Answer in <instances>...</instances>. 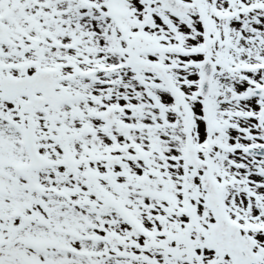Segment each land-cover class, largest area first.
I'll use <instances>...</instances> for the list:
<instances>
[{
    "label": "snow or ice",
    "instance_id": "6c2138e0",
    "mask_svg": "<svg viewBox=\"0 0 264 264\" xmlns=\"http://www.w3.org/2000/svg\"><path fill=\"white\" fill-rule=\"evenodd\" d=\"M0 264H264V0H0Z\"/></svg>",
    "mask_w": 264,
    "mask_h": 264
}]
</instances>
